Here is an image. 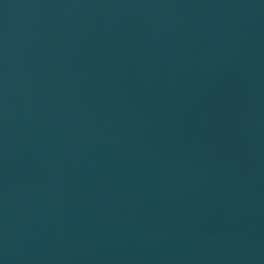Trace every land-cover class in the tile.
<instances>
[{
	"label": "water",
	"instance_id": "water-1",
	"mask_svg": "<svg viewBox=\"0 0 264 264\" xmlns=\"http://www.w3.org/2000/svg\"><path fill=\"white\" fill-rule=\"evenodd\" d=\"M0 264H264V0H0Z\"/></svg>",
	"mask_w": 264,
	"mask_h": 264
}]
</instances>
